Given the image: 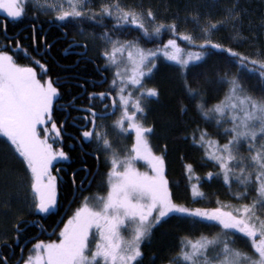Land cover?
I'll use <instances>...</instances> for the list:
<instances>
[{
    "label": "snow or ice",
    "instance_id": "obj_1",
    "mask_svg": "<svg viewBox=\"0 0 264 264\" xmlns=\"http://www.w3.org/2000/svg\"><path fill=\"white\" fill-rule=\"evenodd\" d=\"M218 5L219 17L213 19ZM187 8L191 10L185 22L191 19L198 32L178 31L177 16L159 19L144 0H0V12L8 20L31 15L34 45L41 15L62 30L74 28V39L82 41L78 55L89 58L90 45L94 46L91 62L103 61L98 71L102 77L104 70L111 76L100 82L107 87L89 92L87 106L77 110L84 113L80 142L92 145L97 160L104 157L106 194L83 196L63 222L58 242L37 241L28 256H22L23 264H144V242L172 219L217 231L211 237L179 236L165 264H264V45L247 54L238 50L245 41H255L258 32L264 37V12L254 21L249 0H189ZM222 30L228 32L227 42L223 37L213 39ZM164 31L171 35L162 46H141L142 41L158 40ZM177 36L190 47L182 48ZM40 44L38 52L51 48L43 36ZM20 48L19 42L12 53L8 46L0 48V137L19 165L0 169L4 216L21 211L12 207L13 199L27 212L45 214L54 208L57 177L50 167L67 159L58 145L63 125L58 126L51 115L58 82L38 78L33 66L17 62ZM160 56L176 66L185 97L195 101L178 108L179 117L191 107L198 118L191 132L184 127V141L202 150V162L210 165L204 179L222 180L235 203L217 198L212 207L192 208L174 202L163 154H156L149 143L155 125L146 122L147 105L160 94L156 86H146ZM23 57L47 75L37 53L30 56L25 50ZM212 58L211 68L187 79L190 65L199 68ZM220 90L223 95L209 105L204 97ZM108 120L110 124L105 123ZM166 124L179 129L184 121L169 117ZM129 136L130 147L121 152L114 141ZM138 162L145 170H139ZM184 173L193 201L203 199L204 193L191 183V163L184 165ZM13 177L18 182H10ZM20 222L12 224L16 235Z\"/></svg>",
    "mask_w": 264,
    "mask_h": 264
},
{
    "label": "trees",
    "instance_id": "obj_2",
    "mask_svg": "<svg viewBox=\"0 0 264 264\" xmlns=\"http://www.w3.org/2000/svg\"><path fill=\"white\" fill-rule=\"evenodd\" d=\"M191 2L196 3L197 0H191ZM144 3L151 4L159 19L168 20L172 16H177L179 20L178 31L198 32L196 25L191 19H187V22H185L186 12L191 10L187 8L189 0H144ZM249 3L251 18L254 21L258 20L261 13L264 12V0H249ZM219 14L220 5L214 10L212 18H218ZM201 15H203V12ZM8 28L9 30L7 29L5 33H2V29H0V48H2L1 46H8V50L12 53L18 41L21 48L19 52L15 53L17 62L22 65L33 66L38 73V78H51L53 81H57L59 95L55 103L63 102L67 110L57 111L54 108L51 113L53 121L58 126L63 125L62 137L58 141V145L62 146V150L67 156L65 163L66 172H61V179H57V202L55 208L45 214L27 212L23 210L22 205H18L16 200L13 199L12 207L14 209L19 207L21 211L15 214L10 213L8 216L0 215L1 253L6 250L7 245L11 246L17 253L26 243L23 257H27L30 248L35 244L33 237L37 234V226H42L43 229L51 231L58 222L60 226L63 224L75 208L79 206L83 196L93 197L106 194L105 179L107 168L105 167L104 157L101 156L97 160L96 156L92 154V145L80 142L82 138L79 137V130L83 124L82 117L84 113L77 110L87 106L89 92L101 91L103 87H107L106 84L101 87L100 82L104 77L110 79L111 76L107 70H104V75L103 77L101 76L98 67L102 66L103 61H100L99 65L91 62V58L96 55V52H93L91 48L87 59L75 54L65 55V49L70 41L78 45L82 43L78 37L74 39L75 29L72 27L62 30L57 26V22L54 20L50 21L47 16L41 15L36 21L35 27L36 51L33 47V18L31 15L25 16ZM170 35L169 32L164 31L158 40L152 38V40L147 42L142 41L141 46L155 49L157 43L162 46L164 41L170 38ZM41 36L46 38L48 44H51V48L38 52V49L42 47L40 44ZM64 36H66L65 39ZM219 37H223L225 42H227V30L218 32L213 39ZM176 39L182 48L187 49L190 47L184 41H180L178 36ZM261 45H264V37H261L258 32V38L255 41L251 43L245 41L239 46L238 50L247 54L255 51ZM75 49L78 52L81 51L79 46ZM25 50L30 56L37 53L36 58L46 65V76L41 72L38 65H31L30 61L23 57ZM193 50H195L194 47ZM45 51L46 55L44 54ZM41 52H43V56L39 57L38 53ZM214 60L215 58L208 59L199 68L195 65H190L186 73L187 79L192 80L198 72L211 68ZM175 68L176 66L171 65L169 62H159L154 75L147 83L149 87L156 86L160 93L158 98H154L153 102L147 105L146 122L155 125L153 133L149 136V143L156 154H163L170 194L174 202L182 203L186 207L192 208L212 207L215 205L217 198L226 203H235L234 199L230 198L227 188L223 186L222 180L209 182L204 179L205 173L210 170V165L202 162V150L194 149L190 142H185L183 139L185 135L184 127L186 126L187 131L191 132L196 127L198 118L194 115L191 107H189V111L183 117L178 116L180 104L191 106L195 104V101L188 100L185 97L182 89V80L174 70ZM222 95V90L208 92L204 99L210 105L215 103ZM169 117L182 119L184 125L179 129L168 127L166 121ZM188 121L194 122L188 124ZM3 139L0 137V169H18L19 165L15 163L4 147ZM126 142L121 143L119 141L116 143L120 151V147L128 145V142ZM186 163L193 165L191 183L196 184L200 191L204 193L203 199L197 198L193 201L191 197L189 177L184 173V165ZM59 165L54 164L53 172ZM138 166L142 167L139 162ZM13 181L18 182V179L13 177L10 182ZM73 181H75V184H73ZM233 187L235 189V185ZM17 219L21 222L32 221L34 225H28L24 233L16 235L12 229V224ZM23 225L19 224L20 229L23 228ZM216 231V228H205L200 225L192 226L172 219L168 224L156 229L151 239L144 242V264H165L167 256L174 251L178 237L181 235L191 234L192 236H198L203 233L211 237Z\"/></svg>",
    "mask_w": 264,
    "mask_h": 264
},
{
    "label": "flooded vegetation",
    "instance_id": "obj_3",
    "mask_svg": "<svg viewBox=\"0 0 264 264\" xmlns=\"http://www.w3.org/2000/svg\"><path fill=\"white\" fill-rule=\"evenodd\" d=\"M17 21H19V20H17ZM17 21H11V20H8L7 18H6V16L5 15H0V29H2V33H5L6 31H7V29L9 30V26H11V25H14V23L15 22H17ZM65 37L66 36H64V39H65ZM18 42V41H17ZM4 43V42H3ZM2 43V44H3ZM51 45V44H50ZM72 46V47H69V46ZM78 44H76V43H74V42H71L70 41V43H69V45L67 46V48L66 49H68V51L67 52H65V55L66 54H75V55H78V53H80V52H78L75 48H77L78 46H77ZM2 48H4V46H1ZM34 47V50L36 51V48H37V40H36V43H35V45L33 46ZM48 50V49H47ZM38 56L39 57H42L43 56V52H41V53H38ZM45 61H46V59H45ZM53 82H57V81H53ZM56 101V100H55ZM56 109L57 111H67L66 110V107H65V104L63 103V102H59V103H55L54 102V107H53V109ZM65 163H66V160L65 161H61V162H58V163H55V164H60L55 170H54V172H53V166H52V172L54 173V175L57 177V179H61V175H60V173L61 172H66V167H65ZM80 186V185H79ZM64 217V216H63ZM31 224H30V223ZM19 224H24L23 225V228H21V231H20V233H24V231H25V229L28 227V225L29 226H33L34 225V223L32 222V221H29V220H26V221H23V222H20ZM63 225V224H62ZM61 225V226H62ZM61 226L59 225L58 227H57V230H56V232H55V234L53 235V236H51V237H48V235L50 234V232L54 229H52L51 231H47V230H45V229H43L42 228V226H37L36 227V230H37V234L35 235V237H33V239L35 240H33L35 243H36V241L37 240H39V241H43V242H48V241H51V239H56V238H58V231H59V229L61 228ZM19 233V234H20ZM44 237H43V236ZM45 238H47L46 240H45ZM25 245H26V243H24V245L22 246V248L19 250V252H15L14 251V249L11 247V246H9V245H7L6 246V250H4V252L3 253H1L2 251H1V249H0V261H3V260H7V264H22L23 263V260H22V256H23V250H24V247H25Z\"/></svg>",
    "mask_w": 264,
    "mask_h": 264
},
{
    "label": "rangeland",
    "instance_id": "obj_4",
    "mask_svg": "<svg viewBox=\"0 0 264 264\" xmlns=\"http://www.w3.org/2000/svg\"><path fill=\"white\" fill-rule=\"evenodd\" d=\"M0 15H5V14H3L2 12H0ZM90 48H91V50L93 51V52H96V49H95V47L94 46H92V45H90ZM161 61H165L164 59H163V57L162 56H160L159 58H158V63L159 62H161ZM166 62H168V61H166ZM146 86H148V85H146ZM149 87V86H148ZM57 99V98H56ZM55 99V100H56ZM55 102V101H54ZM53 107H54V105H53ZM111 119H115V118H111ZM105 123H108V124H110L111 123V120H108V121H105ZM121 142V143H124V142H128V145L127 146H129L130 147V143H131V138H130V136L127 138V139H123V140H117V141H114V143L116 144V143H118V142ZM126 142V143H127ZM119 145V144H118ZM121 148V152L123 151V149H124V147L122 146V147H120ZM66 160V159H65ZM65 160H56V161H54L53 162V165L55 164V163H58V162H61V161H65ZM142 167H140V166H138V164H137V167H139V170H141V171H143V170H145V166H143L142 164H140ZM50 171L52 172V166L50 167ZM52 174L54 175V173L52 172ZM55 176V175H54ZM105 181H106V179H105ZM13 182H17V181H13ZM106 183V182H105ZM106 186H107V184H106ZM21 195H23V194H21ZM91 198V197H90ZM90 203H94V201H92V200H90ZM55 208V207H54ZM54 208H52V209H50V210H53ZM49 210V211H50ZM39 214H41V213H39ZM67 220V219H66ZM65 220V221H66ZM63 227V225L61 226V228ZM60 230V229H59ZM58 233H59V231H58ZM125 235H126V233H125ZM58 239H59V236H58V238H56V239H51V241H48V242H45V243H49V242H52V241H57L58 242ZM94 243H95V241L93 240L92 241V244L94 245ZM237 247H239V245L237 244L236 245ZM30 249H32V247L30 248ZM28 256V255H27ZM23 264V263H22Z\"/></svg>",
    "mask_w": 264,
    "mask_h": 264
},
{
    "label": "water",
    "instance_id": "obj_5",
    "mask_svg": "<svg viewBox=\"0 0 264 264\" xmlns=\"http://www.w3.org/2000/svg\"><path fill=\"white\" fill-rule=\"evenodd\" d=\"M59 226V222L57 223V225L54 227V229L50 232V234L48 235V237H51L55 234L57 227Z\"/></svg>",
    "mask_w": 264,
    "mask_h": 264
},
{
    "label": "bare ground",
    "instance_id": "obj_6",
    "mask_svg": "<svg viewBox=\"0 0 264 264\" xmlns=\"http://www.w3.org/2000/svg\"><path fill=\"white\" fill-rule=\"evenodd\" d=\"M84 187V186H83Z\"/></svg>",
    "mask_w": 264,
    "mask_h": 264
}]
</instances>
